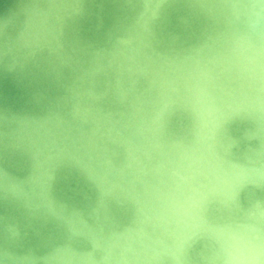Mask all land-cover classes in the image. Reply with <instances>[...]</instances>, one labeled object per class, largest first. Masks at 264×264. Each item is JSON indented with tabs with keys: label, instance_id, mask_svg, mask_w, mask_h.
Here are the masks:
<instances>
[{
	"label": "water",
	"instance_id": "1",
	"mask_svg": "<svg viewBox=\"0 0 264 264\" xmlns=\"http://www.w3.org/2000/svg\"><path fill=\"white\" fill-rule=\"evenodd\" d=\"M45 1L0 0V171L3 173L0 175V264H59L51 256L65 247L75 251L92 250L98 263H106L102 260L105 252L102 244L94 247L89 237L71 228L70 220L81 218L98 229L108 241L112 240V248L118 254L126 240L125 235L116 233L135 229L142 215L137 205V196L143 201L145 195L141 182H131V174L126 171V177L119 174L116 180L103 179V184L86 167L66 157L50 163V175H46L36 163L23 125L49 118L57 123L58 116L66 128L68 123L72 124V131L77 122L88 130L91 124H82V118L75 119L72 111L77 90L106 91L110 76L100 71L90 72L92 66H99L101 57L108 55L147 4L146 0H71L72 6L64 11L56 38L51 44L38 43L31 48L24 40L26 30L32 29L29 21L33 11L43 8ZM244 1L248 2L163 0L158 14L151 16L149 23L155 55H183L198 48H204L203 55H207L210 44L214 49H226L232 32L247 28L250 14L247 11L251 5H243ZM156 2L152 1L151 5ZM235 6L239 8V15L234 13ZM262 20V17L258 19V26ZM256 37H259L258 31L252 39L260 42ZM141 79L139 89L146 84V75ZM112 84L110 91L96 99L95 104L102 112L113 113L126 132L124 129L128 127L124 122L128 115L121 110H126L127 105L132 108V103L119 94L118 97L112 94ZM81 96L82 102L89 99L86 92ZM149 98V101L153 99ZM173 103L163 114L166 138L190 139L193 114L183 103ZM53 126L52 136L59 134L55 133V129L58 131L55 123ZM136 133L139 143L144 144L145 136L139 131ZM96 135L117 153L101 147L91 150L94 169L102 166L104 159L101 158L107 153L113 154L116 162L125 159V149L112 143L106 126ZM214 138L213 149L223 164L243 168L248 174L239 176L232 197L224 199L215 195L207 200L205 220L212 226L255 225L264 233V175H257L264 171V111L243 108L230 113L220 121ZM39 173L45 198L53 207L39 201L38 194L31 190L29 181ZM11 183H18L22 188L15 189ZM104 185L111 192L103 193ZM191 234L181 248L180 262L215 264L220 250L218 240L204 230ZM137 243L135 240L133 244ZM131 253L130 250L126 253L129 264H143L135 262ZM164 257L151 264H171V259Z\"/></svg>",
	"mask_w": 264,
	"mask_h": 264
},
{
	"label": "bare ground",
	"instance_id": "2",
	"mask_svg": "<svg viewBox=\"0 0 264 264\" xmlns=\"http://www.w3.org/2000/svg\"><path fill=\"white\" fill-rule=\"evenodd\" d=\"M152 1L155 0H146L147 5L135 23L126 28L108 55L101 57L99 66H92L90 72L100 71L110 76L106 91L77 90L72 111L75 119L82 118V124H91L89 129L77 122L72 131V124L68 123L66 128L57 116V123L50 118L25 123L24 135L34 150L36 163L46 175H50V163L66 157L86 167L102 183L103 179L116 180L119 174L126 177V171L131 174V182H141L146 197L144 195L142 201L137 196V205L143 216L138 218L135 229L116 233L125 235L126 240L118 254L112 248V240L109 242L98 229L81 218L70 220L71 228L89 237L94 247L102 244L105 251L102 260L106 263L101 264H129L128 250L132 251L131 258L135 262L151 264L164 255L171 259V264H182L179 260L181 248L186 238L198 230L208 231L218 240L220 250L215 264H264V233L257 226H212L204 217L208 199L215 195L224 199L232 197L239 176L248 174L243 168L224 165L213 149V140L220 121L230 113L243 108L264 111V0L260 5V0L244 1L246 4L243 5H251L247 11L250 12L247 28L234 30L226 49H214L210 44L207 55H203L204 48H198L173 56L155 55L151 47L150 17L158 14L163 0L154 5H151ZM45 4L40 10H34L30 17L32 29L26 30L24 40L31 48L38 43L51 44L57 28L60 30L64 11L72 6L71 0H46ZM238 9L235 6L234 13L239 15ZM260 17L263 20L258 26ZM257 31L259 37L256 38L261 39L260 42L252 39ZM142 75H146V84L139 89ZM111 82L112 94L117 97L119 94L132 103V108L127 105L126 110H121L128 115L124 122L128 127L124 129L126 132L113 113L102 112L95 104L96 99L110 91ZM83 92L89 99L82 102ZM146 94L154 99L152 107L153 99L149 101ZM174 101L183 103L193 114L190 139L166 138L163 114L173 107ZM118 118L122 119L121 116ZM54 123L58 128L55 133L59 134L52 136ZM102 126L108 129L112 143L123 146L125 159L116 162L113 154L107 153L101 158L104 159L102 166L94 169L91 150L101 147L117 153L96 135ZM136 131L145 136L144 144L139 143ZM257 175H264V171ZM41 177L39 173L30 179L31 190L38 194L39 201L53 207L45 198ZM11 186L22 188L18 183H11ZM101 189L103 193L111 192L107 187ZM135 240L137 244H133ZM51 259L58 260L59 264H100L92 250L75 251L70 247L60 249Z\"/></svg>",
	"mask_w": 264,
	"mask_h": 264
}]
</instances>
